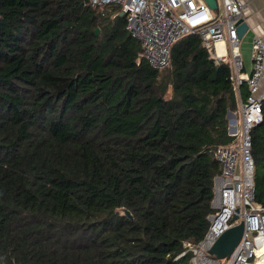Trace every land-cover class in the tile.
Wrapping results in <instances>:
<instances>
[{
    "label": "trees",
    "instance_id": "obj_1",
    "mask_svg": "<svg viewBox=\"0 0 264 264\" xmlns=\"http://www.w3.org/2000/svg\"><path fill=\"white\" fill-rule=\"evenodd\" d=\"M126 23L88 0H0V264H191L239 97L199 36L159 70ZM251 134L264 206V121Z\"/></svg>",
    "mask_w": 264,
    "mask_h": 264
},
{
    "label": "built area",
    "instance_id": "obj_2",
    "mask_svg": "<svg viewBox=\"0 0 264 264\" xmlns=\"http://www.w3.org/2000/svg\"><path fill=\"white\" fill-rule=\"evenodd\" d=\"M88 3L104 14L110 12L113 17L123 13L126 30L140 42L143 59L154 69L170 66L173 46L190 35L199 36L215 58L219 43L229 49L230 79L241 100V125L229 133L235 137L234 141L219 146L214 152L221 172L215 179L214 211L209 217V228L197 244L184 243L185 251L181 255L192 253L191 264H221L210 249L221 235L243 221L242 239L231 257L225 259L226 264H257L264 260V206L256 200L251 134L264 121V97L260 92L264 81V38L254 36L252 70L245 73L238 35L243 1L217 0L216 10L204 0H88ZM217 59L229 61L221 56ZM244 84L248 88L245 101L241 99ZM235 215L239 221L233 222Z\"/></svg>",
    "mask_w": 264,
    "mask_h": 264
},
{
    "label": "crops",
    "instance_id": "obj_3",
    "mask_svg": "<svg viewBox=\"0 0 264 264\" xmlns=\"http://www.w3.org/2000/svg\"><path fill=\"white\" fill-rule=\"evenodd\" d=\"M244 3L243 19L249 24L248 32L240 39L239 49L241 58L244 63V72L249 74L252 70V42L255 35L262 36L264 38V0H242ZM222 43L217 46L218 56L226 57L229 61L231 68V57L228 48H225ZM217 56V58H218ZM232 72V69H231ZM242 89L248 92L246 84L242 86ZM260 92L264 97V81L260 86ZM238 115L241 112V100L239 98ZM236 114V113H234ZM237 115V114H236ZM235 124L234 121H230V125ZM232 131V130H231Z\"/></svg>",
    "mask_w": 264,
    "mask_h": 264
},
{
    "label": "water",
    "instance_id": "obj_4",
    "mask_svg": "<svg viewBox=\"0 0 264 264\" xmlns=\"http://www.w3.org/2000/svg\"><path fill=\"white\" fill-rule=\"evenodd\" d=\"M204 1L207 3V5L211 9L216 10L218 8L217 0H204ZM121 16H124V14L121 13ZM248 30H249V24L244 19H241L239 21V26H238L239 39H241L248 32ZM95 33L98 35L100 33V29H96ZM142 60H143V56L140 55L138 58V62H141ZM233 116H234V113L232 112L228 114V117L230 118V120ZM229 133H232L230 127H229ZM120 211L122 215L133 220V215L128 209L121 208ZM236 221H239L238 215H235L233 218V222H236ZM243 233H244V222L240 221L238 224H235L233 227H231L228 231H226L223 235H221L216 240V242L210 249V253L217 260H225V259L230 258L234 250L240 243Z\"/></svg>",
    "mask_w": 264,
    "mask_h": 264
},
{
    "label": "rangeland",
    "instance_id": "obj_5",
    "mask_svg": "<svg viewBox=\"0 0 264 264\" xmlns=\"http://www.w3.org/2000/svg\"><path fill=\"white\" fill-rule=\"evenodd\" d=\"M220 1V0H219ZM221 10V9H220ZM232 121H235V124H231L229 127L231 128L232 132L236 129V127H240L241 125V120H240V115L234 114V116L231 118ZM230 120V121H231ZM238 121V122H237ZM227 262L225 260H221V264H226Z\"/></svg>",
    "mask_w": 264,
    "mask_h": 264
},
{
    "label": "bare ground",
    "instance_id": "obj_6",
    "mask_svg": "<svg viewBox=\"0 0 264 264\" xmlns=\"http://www.w3.org/2000/svg\"><path fill=\"white\" fill-rule=\"evenodd\" d=\"M257 264H264V260H260V261H258Z\"/></svg>",
    "mask_w": 264,
    "mask_h": 264
}]
</instances>
